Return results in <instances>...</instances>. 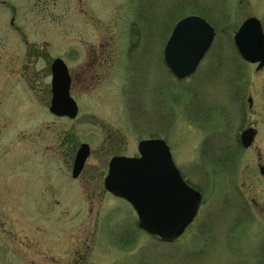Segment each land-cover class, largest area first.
<instances>
[{
  "label": "rangeland",
  "instance_id": "1",
  "mask_svg": "<svg viewBox=\"0 0 264 264\" xmlns=\"http://www.w3.org/2000/svg\"><path fill=\"white\" fill-rule=\"evenodd\" d=\"M197 14L219 33L211 57L224 50L241 73L226 59L220 69L208 59L186 81L170 74L167 42L180 20ZM250 17L264 26V0H0V264H238L228 247L240 231L223 218L226 200L236 201L235 175L218 161L250 128L264 158V71L239 62L233 42ZM57 58L75 77L76 120L49 111ZM104 72L109 100L99 101L104 82L93 77ZM150 139L165 140L184 178L203 192L196 226L204 234L160 241L139 228L128 202L105 191L110 161L137 156ZM82 144L91 155L74 180ZM244 156L253 162L252 151Z\"/></svg>",
  "mask_w": 264,
  "mask_h": 264
},
{
  "label": "water",
  "instance_id": "2",
  "mask_svg": "<svg viewBox=\"0 0 264 264\" xmlns=\"http://www.w3.org/2000/svg\"><path fill=\"white\" fill-rule=\"evenodd\" d=\"M215 30L203 19L189 17L174 29L165 49L166 64L178 79H186L198 68L210 50ZM242 58L264 65V32L259 20H247L235 36ZM71 78L62 60L53 64L51 113L75 119L79 109L71 97ZM245 147L252 144L254 131L244 132ZM139 158H115L110 164L106 189L129 202L139 218V228L164 242L179 239L192 224L202 195L190 188L176 167L169 146L163 140H147L139 145ZM90 156L83 145L75 163L74 178L82 173Z\"/></svg>",
  "mask_w": 264,
  "mask_h": 264
},
{
  "label": "flooded vegetation",
  "instance_id": "3",
  "mask_svg": "<svg viewBox=\"0 0 264 264\" xmlns=\"http://www.w3.org/2000/svg\"><path fill=\"white\" fill-rule=\"evenodd\" d=\"M191 16L201 17L204 20H206L207 22H209V24H211L214 27V25L206 17L199 16L198 14L197 15H191ZM14 23H15V18H12L11 25H13ZM137 24L135 23L134 26L129 28L128 33L126 34V38H127L128 42H131V37L133 36V33L134 34L138 33V32L135 33L136 32L135 26ZM214 28L216 30V27H214ZM218 37H219V33L216 30V37H215V40L213 42V45H212L210 51L205 56L204 60L200 63V65L197 69V72L200 70L202 65L208 59H210L212 61V62L210 61L211 64L212 63L216 64L215 66H212V67L219 68V69L220 68H226L228 66V65L226 66V61H225V59H226L228 61V63L231 62L230 65H231L233 70H234V68H236V70H238V72L241 73L240 72L242 70L241 66L236 64L237 62L235 59L229 60L228 58H225L224 50H222L221 56L217 55L218 54V52H217L216 55L211 57L214 54L213 53L211 55L215 45L217 44ZM221 47L223 48L224 44ZM102 52H104L103 56L110 57L112 54L115 53V50H113V51L110 50L108 52H106V50H103ZM129 54H132V53L129 52ZM235 54H236V57H237L239 62H241V61L245 62L241 58V56L239 55L237 50H236ZM103 56H101V57H103ZM220 59H221V61H220ZM125 64H126V62H125ZM67 66H68V64H67ZM251 66L254 67L256 72L264 71V65L261 66V64H257V65H251ZM68 68H69V66H68ZM127 69L132 73L130 67L129 68L126 67L124 70H127ZM52 73H53V70H52V66H51V86L49 89V92L51 95V102L53 99ZM85 73L86 72H84V74ZM127 73H128V71H127ZM69 74H70V78H71V96L77 102V104L79 106V115H78V117H79L81 114V106H80L79 102L77 101V98L73 94V89L75 88V85H74L75 84V77H73L71 75L70 68H69ZM104 74L107 75V73H105V72H104ZM100 76H103V78ZM95 78H98L101 80V82H104L100 85V87L101 86L102 87L99 89V92L96 95L97 100L108 101L109 98H107V96L103 93V89L108 90L106 85H107V79L109 81L110 74H108L107 76H104V75H100V74L96 73L95 76L93 77V80ZM131 79L132 78H130L129 76H126V73L123 76L121 75V80H120L121 87L122 88H128L131 85V83H130ZM83 82H87V80H85ZM178 82H182V81H178ZM46 99H48V98H46ZM248 102H249L250 108L253 107V99L250 98L248 100ZM78 117H77V119H78ZM62 119L63 120H69L68 118H62ZM242 134L243 133H239L235 137V140H234L235 152L232 154V156L228 155L225 157L224 161H218L219 162L218 165H221L223 168L230 170L231 173L235 175L233 182L230 181V183L232 184V187H231L232 191L231 192L235 196L236 201L234 203H231V201H229V199L226 200L225 205H226L228 211H225L226 215L223 218L226 219L227 221H230V223L232 221V223H234V227L238 228V230L240 231V234L243 233V235L239 234V235H236L235 238H233L232 242H233V245H235L236 247H232L230 245L228 247V250L230 251V254H232V258L236 257L235 259H237V261H240V262H237L238 264H264V158L262 157L263 156L262 153L257 150V147H255L256 139H257L259 133H255L254 143L249 148H245L243 146ZM36 139H37V136H36ZM36 143H37V140H36ZM48 148H51V147H48ZM250 151H252V156L250 158L253 159V162L250 161L248 163H245V159H246L245 157L246 156H244V154L246 152H250ZM116 157L137 158V157H139V154L137 156L118 155V156H115L114 158H116ZM174 161H175V159H174ZM175 163H176V161H175ZM185 180H186V178H185ZM186 182L190 185L188 180H186ZM192 188L197 190L198 192H200L202 194L203 201H204L203 192L196 187L195 188L192 187ZM227 198H230V197H227ZM202 205H203V202H202ZM234 206L237 207V210H229L230 207L233 208ZM228 214L231 216H228ZM200 215H201V210H199V213H198L197 217L195 218L193 224L186 230L185 234L178 241L185 238L188 235V233L190 232V230L198 229V226H196V224L200 221V218H201ZM211 228H213V226ZM198 230H200V229H198ZM209 230H208V232H209ZM200 231H201L200 234L205 233L202 230H200ZM208 232H206V233L208 234ZM198 234H199V232H197V235ZM199 237H200V235L197 238H195V240L199 239ZM240 245H244L245 247L244 248L239 247ZM245 248H246V250H245ZM0 251H2L1 248H0Z\"/></svg>",
  "mask_w": 264,
  "mask_h": 264
}]
</instances>
